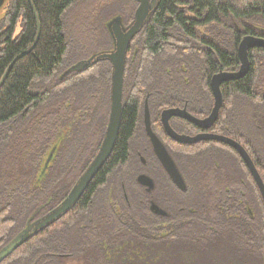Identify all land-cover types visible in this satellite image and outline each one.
Listing matches in <instances>:
<instances>
[{"label":"trees","instance_id":"obj_1","mask_svg":"<svg viewBox=\"0 0 264 264\" xmlns=\"http://www.w3.org/2000/svg\"><path fill=\"white\" fill-rule=\"evenodd\" d=\"M30 3L36 18L28 0H8L0 21V81L37 39L0 86V251L14 236V200L25 226L38 222L62 203L97 155L109 117L112 68L107 60L73 68L110 50L104 46L110 45L108 10L118 6L115 16L130 24L137 8L133 0ZM246 36L264 39V0H156L128 45L129 85L108 159L66 213L0 264H263V204L245 168L211 149L228 147L177 144L153 113L154 134L186 188L157 181L153 197L134 181L136 174L150 173L132 149L137 140L149 157L139 136L145 99L154 104L165 89L193 98L196 89L189 90L200 76L211 105V77L238 70L237 48ZM136 40V67L128 78ZM70 57L75 61L66 67ZM248 59L247 75L221 86L211 131L243 144L264 180V48L250 50ZM153 202L170 210L169 217L152 212Z\"/></svg>","mask_w":264,"mask_h":264},{"label":"water","instance_id":"obj_2","mask_svg":"<svg viewBox=\"0 0 264 264\" xmlns=\"http://www.w3.org/2000/svg\"><path fill=\"white\" fill-rule=\"evenodd\" d=\"M4 0H0V4ZM137 4V9L135 10L134 20L132 25L127 29L123 30L120 26V19H113L108 25L107 28L110 29V34L115 42L114 51L111 53L99 54L96 58L88 60L86 62H80L73 69L76 70H84L94 64L97 61L107 60L112 68L111 75V88H110V111L108 122L106 126V130L104 133V138L99 148L97 155L94 160L79 178L75 186L66 196V198L62 201V203L51 211L44 218L39 220L38 222L27 226L24 230H22L8 245H6L0 251V263L5 260L18 246H20L23 242H25L29 237H31L36 232L40 231L44 227L53 223L56 219L61 217L64 213H66L80 198L83 191L86 189L90 181L93 179L95 174L99 171V169L103 166V164L108 159L112 148L115 143V139L117 136L120 117H121V108L123 102V83H124V71H125V59L126 52L128 49V45L131 40L141 31L146 20L151 15L152 10L156 6V0H133ZM32 11L34 13V17L36 18L34 9L28 0ZM37 38L39 34V26L37 24ZM37 40V39H36ZM32 47L26 51L25 53L19 55L8 67L6 72L4 73L0 86L12 66V64L29 53ZM264 48V39L257 38L254 36H246L244 37L237 48V58L239 61V68L237 71L227 72L220 71L214 74L209 82V90L212 96L213 104L210 113L207 117L203 119H198L195 116L189 114L185 108H168L161 112L160 114V122L161 126L165 132V134L171 139L173 142L180 145H195L200 142H216L222 145L228 146L232 150H234L239 158L243 161L246 166L250 176L252 177L253 182L259 192L263 207H264V183L257 172L252 160L250 159L247 152L244 150L242 146L233 141L232 139L221 136L210 134L207 131L214 125L217 121L219 112L222 106V93L221 86L228 82L238 81L244 78L249 71V59L248 52L253 49ZM171 118H179L182 119L197 129L203 131L204 133L195 135L193 137H189L186 135H182L176 133L169 124ZM144 125L145 132L150 141L152 150L157 160L163 167L164 171L172 181V183L181 191H184L185 185L182 180V177L178 170L176 169L174 163L172 162L171 157L169 156L167 150L162 145V143L158 140L155 134L151 131V124L149 121L148 109L145 103L144 105ZM140 184L145 185L147 187H151V181L146 176H140L138 178ZM151 210L155 214H161L160 210L153 204L151 206Z\"/></svg>","mask_w":264,"mask_h":264},{"label":"flooded vegetation","instance_id":"obj_3","mask_svg":"<svg viewBox=\"0 0 264 264\" xmlns=\"http://www.w3.org/2000/svg\"><path fill=\"white\" fill-rule=\"evenodd\" d=\"M137 9V8H136ZM115 18H119L120 19V26H121V28L123 29V30H127L131 25H132V23H133V21L130 23V24H128V25H126L125 26V23H124V21L121 19V17L120 16H116ZM114 18V19H115ZM113 20V19H112ZM112 20H110L108 23H106L105 24V28H106V31H107V34H108V36H109V39H110V46H111V48H110V50L107 52V53H111V52H113L114 51V46H115V42H114V40H113V38H112V35L110 34V29L109 28H107V25L112 21ZM134 20V19H133ZM136 37V36H135ZM134 37V38H135ZM133 40V39H132ZM211 94V93H210ZM211 98H212V96H211ZM145 103H146V105H147V109H148V115H149V121H150V124H151V131L154 133V129H153V126H152V124L154 123V121L152 120V116H153V113H157L156 114V120H158L159 121V123L161 124V122H160V114H161V112L163 111V110H165V109H168V108H164V109H160L162 106H160L159 104H157V106L154 108V104L151 102L150 103V101L148 100V98L147 99H145V101H144V103H143V107H142V109H141V111H140V127H139V129L142 127L143 128V136L141 137V135H139L140 136V138H142V144H144V146H145V150L143 151V153L144 152H147L148 154H149V157H145V156H143L142 155V152L140 151V149H138V150H135L136 151V154L139 156V158H138V160H139V162H140V165L142 166V167H144V168H147L148 169V171H152V173L154 174V176L156 177V175H160V177H161V179H163L164 180V183L166 184V186H168V187H175L176 189H178L173 183H172V181L170 180V178L168 177V175L166 174V172L164 171V169H163V167L161 166V164L159 163V161L157 160V158H156V156L154 155V153H153V150H152V147H151V144H150V141H149V139H148V137H147V134H146V132H145V125H144V105H145ZM193 103H191V102H189V101H183V104L181 105V106H178V107H169V108H180V109H182V108H185L186 109V111L189 113V114H191V115H193V116H195L196 118H198V119H203V118H205V117H207L208 116V114L210 113V111H211V108H212V104H213V100H212V104L210 105V103H209V99H208V102H206L205 104H204V106H202V105H200L199 107H198V110L199 111H197V107L196 106H194V105H192ZM150 108H154L153 109V111H152V113H150ZM205 108V110L206 111H202L203 109ZM160 109V110H159ZM198 113H200V117L199 116H197V114ZM142 114H143V122H142V125H141V118H142ZM169 124H170V127L176 132V133H179V134H182V135H186V136H189V137H193V136H195V135H198V134H201V133H204L203 131H201V130H199V129H197L196 127H194L193 125H191L190 123H188V122H186V121H184V120H182V119H179V118H171L170 119V121H169ZM161 128H162V126H161ZM190 128H195L196 130H198V131H192ZM164 131V130H163ZM208 133H210V134H215L213 131H211V128L207 131ZM215 135H221V136H225V137H228V138H230V139H233L234 141H236V142H238L237 140H235L234 138H232V137H230V136H228V135H225V134H215ZM168 137V136H167ZM169 138V137H168ZM171 140V139H170ZM144 141V142H143ZM238 143H240V142H238ZM241 144V143H240ZM225 146V145H224ZM241 146L246 150V152L248 153V151H247V149L245 148V146H243V144H241ZM139 147H140V145H139ZM225 147H227V146H225ZM166 149V148H165ZM230 149V148H229ZM143 150V149H142ZM167 150V149H166ZM222 150H224V148L222 149ZM230 151H232V152H234L235 153V151L234 150H232V149H230ZM167 152H168V154H169V151L167 150ZM248 155H249V153H248ZM169 156H170V154H169ZM234 156V155H233ZM171 157V156H170ZM249 157H250V159L252 160V162H253V164H254V166H255V168H256V170H257V172L259 173V169H258V167L256 166V164H255V162H254V160L251 158V156L249 155ZM234 158H235V160L240 164L241 163V166H243L244 168H245V170L247 171V173H248V175L250 176V173L248 172V170H247V168H246V166L244 165V163H243V161L238 157V156H234ZM171 159H172V157H171ZM172 162L174 163V161H173V159H172ZM174 165H175V167H176V169L178 170V172L180 173V171H179V169H178V167L176 166V164L174 163ZM156 171H158V172H156ZM181 175V174H180ZM260 175V174H259ZM140 176H146V177H148L149 179H150V181H151V187H147V186H145V185H142V184H140L139 183V181H138V178L140 177ZM153 175L151 176V175H149V174H147V173H140V174H136L135 175V178H134V181H135V183L139 186V187H141L145 192H147V193H149V194H152V193H154L155 192V189H156V187H157V181L159 180H156L155 179V177H154ZM182 177V176H181ZM251 177V176H250ZM260 177H261V175H260ZM252 178V177H251ZM261 179H262V181H263V183H264V180H263V178L261 177ZM182 180H183V177H182ZM183 182H184V180H183ZM163 183V184H164ZM184 185H185V182H184ZM254 185H255V183H254ZM256 187V186H255ZM185 188H186V185H185ZM179 190V189H178ZM185 190V189H184ZM181 191V190H180ZM258 191V190H257ZM184 192V191H183ZM153 205V203H151V205H150V209H151V206ZM155 205V204H154ZM159 210H160V212H161V214H157V215H159L160 217H162L163 219H166V218H168L169 217V215H168V213L169 212H171L170 210H164L161 206H159V205H155ZM152 211V210H151ZM153 212V211H152ZM29 225H32V224H27L24 228H23V230L27 227V226H29ZM18 235V234H17ZM16 235V236H17ZM14 239V238H13ZM12 239V240H13ZM9 244V243H8ZM7 244V245H8ZM262 263L264 264V256L262 255Z\"/></svg>","mask_w":264,"mask_h":264},{"label":"rangeland","instance_id":"obj_4","mask_svg":"<svg viewBox=\"0 0 264 264\" xmlns=\"http://www.w3.org/2000/svg\"><path fill=\"white\" fill-rule=\"evenodd\" d=\"M7 4H8V0H4L1 4H0V21H1V18L3 17V15H4V12H5V9H6V6H7ZM116 12V13H115ZM117 14H119V8H118V6H116V7H113L112 9H110V10H108L107 12H106V14H105V16H104V18H105V21H104V26H105V24L106 23H108L110 20H112V19H114L116 16L115 15H117ZM107 17V18H106ZM126 25H128V24H126L125 23V26ZM106 33H107V31H106ZM105 34V32L103 33V35ZM104 40V39H103ZM104 46H105V49L107 50H109L110 48H111V46L108 44V43H106V44H104ZM134 47L132 48V53H133V60L131 61L130 60V67H129V71H128V74H127V77L129 78L131 75H132V73L134 72V70H135V67H136V60H135V56L137 55V53H138V50H139V48H140V44H139V40H136V42H135V44L133 45ZM72 54V53H71ZM69 56H70V52H69ZM73 59V60H72ZM70 60H72V61H70ZM74 61H75V59L74 58H71L70 57V59L68 60V64L66 63V67H68V66H70V65H72L73 63H74ZM199 80H200V76L199 77H195L194 79H193V82H192V86H193V88L192 89H190L189 91H191V92H195V89H196V93H195V97H193V98H189L188 96H184V97H181V96H179V95H177V94H172L171 95V93L170 92H168V91H166L167 89H165L163 92H161L160 94H157V95H155V102H154V108L157 106V104H159L160 106H162V104L164 105V104H170V103H172L173 101H189V102H191V103H193L192 105H194L195 106V104H196V102L198 103H200L202 106H204V104L206 103V102H208V96H207V94L205 93V92H203V90L200 88V85H199ZM128 85H129V81H128V79H126V81L124 82V89H123V95L124 96H126V94H127V90H128ZM166 95V96H165ZM169 95V96H168ZM161 103V104H160ZM237 103V102H236ZM234 104V103H233ZM198 107H199V105H198ZM198 107L196 108L197 109V111H199L198 110ZM153 108V109H154ZM153 109L152 108H150V113H152V111H153ZM202 111H206L205 110V108L202 110ZM236 111L233 109L232 110V114H231V116L232 117H234V116H236ZM142 122H143V114H142V118H141V125H142ZM143 126V125H142ZM139 135H141V137L144 135L143 134V128L141 127L140 129H139ZM132 149H133V151H135V150H138V149H140V147H139V145H138V141L137 140H133L132 141ZM212 149V151H214L213 152V154H215V155H217V156H220L221 155V157H223L226 161H232V162H237L236 160H235V158H234V153H232V151H230L229 149H226V148H224V150H221V148H211ZM216 150V151H215ZM222 151V152H221ZM218 153H220V155L218 154ZM234 155V156H233ZM239 165H241V163L239 164ZM150 173V175L152 176H154V174L152 173V171H149ZM156 172H158V171H156ZM155 177V176H154ZM159 179L158 181H160L161 183H164V180L163 179H161V177H160V175H156V177H155V179ZM161 186V185H160ZM161 187H163V186H161ZM165 190V189H164ZM156 193V192H155ZM160 194V193H159ZM152 195H154V193L152 194ZM156 195H154L153 197H155ZM13 204H14V206H13ZM153 204H155V205H157L156 203H154L153 202ZM11 207H12V213L10 214V217H12V218H16L17 219V223H16V228H15V231H14V236L12 237V238H15L16 237V233L18 232V231H20V230H23V228L25 227V224H24V222H23V220H19L18 218H19V216H20V214H18V213H16V211H14L15 210V208H16V201L14 200L13 201V203H12V205H11ZM260 210H262L263 211V213H264V208L262 207V209H261V207H260ZM261 213V212H260Z\"/></svg>","mask_w":264,"mask_h":264},{"label":"bare ground","instance_id":"obj_5","mask_svg":"<svg viewBox=\"0 0 264 264\" xmlns=\"http://www.w3.org/2000/svg\"><path fill=\"white\" fill-rule=\"evenodd\" d=\"M134 39V38H133ZM132 41V40H131ZM233 140V139H232ZM234 141V140H233ZM236 142V141H235ZM236 143H238V142H236ZM240 146H241V144L240 143H238ZM228 147V146H227ZM229 148V147H228ZM231 149V148H230ZM245 150V149H244ZM246 151V150H245ZM236 153V152H235ZM248 154V153H247ZM236 155H237V153H236ZM238 156V155H237ZM239 157V156H238Z\"/></svg>","mask_w":264,"mask_h":264}]
</instances>
